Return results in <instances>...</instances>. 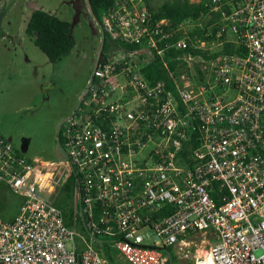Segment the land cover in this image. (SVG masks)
<instances>
[{"label":"built area","instance_id":"1","mask_svg":"<svg viewBox=\"0 0 264 264\" xmlns=\"http://www.w3.org/2000/svg\"><path fill=\"white\" fill-rule=\"evenodd\" d=\"M159 1L103 13L110 42L60 128L64 158L0 133V183L23 197L0 215V264H170L164 248L198 233L216 239L210 264H264V0H191L207 25L157 18Z\"/></svg>","mask_w":264,"mask_h":264},{"label":"rangeland","instance_id":"2","mask_svg":"<svg viewBox=\"0 0 264 264\" xmlns=\"http://www.w3.org/2000/svg\"><path fill=\"white\" fill-rule=\"evenodd\" d=\"M37 9L71 23L74 47L57 62L50 61L26 32ZM102 37L88 0H0V54L14 57L10 76L0 83V133L28 158H64L60 128L84 95ZM22 203V196L0 183L1 217L12 221ZM57 205L70 209V194L63 192ZM189 236L172 247L177 264H201L202 251H210L216 241L205 233Z\"/></svg>","mask_w":264,"mask_h":264},{"label":"trees","instance_id":"3","mask_svg":"<svg viewBox=\"0 0 264 264\" xmlns=\"http://www.w3.org/2000/svg\"><path fill=\"white\" fill-rule=\"evenodd\" d=\"M111 2L112 0H88L90 9L100 25L102 23L103 13L108 9ZM148 7L155 17H167L173 23H179L187 19L196 22L202 16L201 20L206 25L210 22V20L208 21L206 19L208 18L207 10L203 2L195 3L191 2V0H160L156 5L149 2ZM26 32L34 39L35 44L52 62H57L62 59L74 47L71 23L43 9H37L32 13L27 24ZM202 33H204V30L200 28L191 32V35H202ZM102 34L103 43L101 50L104 53L108 48L110 36L106 32H102ZM230 50L231 46L226 45L214 53L228 52ZM149 68H154V66ZM159 75L160 78L164 77L161 72ZM172 247H165L164 250L170 254V264H177L178 257L172 251Z\"/></svg>","mask_w":264,"mask_h":264},{"label":"crops","instance_id":"4","mask_svg":"<svg viewBox=\"0 0 264 264\" xmlns=\"http://www.w3.org/2000/svg\"><path fill=\"white\" fill-rule=\"evenodd\" d=\"M14 57L9 54H0V83L9 77L13 68Z\"/></svg>","mask_w":264,"mask_h":264},{"label":"bare ground","instance_id":"5","mask_svg":"<svg viewBox=\"0 0 264 264\" xmlns=\"http://www.w3.org/2000/svg\"><path fill=\"white\" fill-rule=\"evenodd\" d=\"M210 256H211V253L210 251L208 250H204L202 251V257H204V264H210Z\"/></svg>","mask_w":264,"mask_h":264},{"label":"flooded vegetation","instance_id":"6","mask_svg":"<svg viewBox=\"0 0 264 264\" xmlns=\"http://www.w3.org/2000/svg\"><path fill=\"white\" fill-rule=\"evenodd\" d=\"M101 43H102V41H101ZM101 47H102V45H101Z\"/></svg>","mask_w":264,"mask_h":264}]
</instances>
